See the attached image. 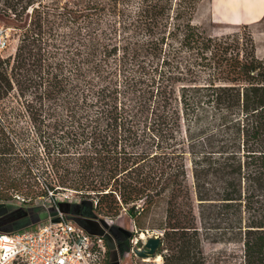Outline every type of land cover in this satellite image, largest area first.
<instances>
[{"label": "trees", "instance_id": "1", "mask_svg": "<svg viewBox=\"0 0 264 264\" xmlns=\"http://www.w3.org/2000/svg\"><path fill=\"white\" fill-rule=\"evenodd\" d=\"M198 2L0 0L19 31L0 98L28 82L33 121L38 109L69 111L37 129L57 186L97 215L124 209L139 230L153 213L163 264H209L207 236L238 247L239 264H264V57L248 31L196 23ZM13 149L0 126V172L17 165ZM16 169L2 202L37 191Z\"/></svg>", "mask_w": 264, "mask_h": 264}, {"label": "rangeland", "instance_id": "2", "mask_svg": "<svg viewBox=\"0 0 264 264\" xmlns=\"http://www.w3.org/2000/svg\"><path fill=\"white\" fill-rule=\"evenodd\" d=\"M45 2H55L63 3L66 0H44ZM194 21L203 27L207 32L213 34L233 32V31H248L255 43L256 54L260 57H264V16L257 22L252 24H228L221 22L217 19H214L211 13V9L207 3V0H199L196 11L194 14ZM16 22L5 14H0V30L3 32L2 38L6 40V45L0 49V61H4V67L8 73H10V67L13 65V58L16 51V46L19 42L18 33L19 31L15 27ZM3 28V29H2ZM30 64H27L23 69H21L20 76L24 78L25 72L29 75L32 70L29 69ZM31 87L28 85V82H25L22 87V92L20 94L15 93L12 90L8 95L0 98V126L7 134V137L12 142L14 151L17 153L19 158L18 163L14 161H9V173L0 172V188L5 191L3 187L6 183L5 176L8 175L10 178L14 177L17 174L16 167H19V172H29L31 178L35 180L37 191L33 194L22 193L21 191H12L11 189L6 192V198H3L4 202H8L11 207L14 208H26L30 207L32 212L42 211L45 212V216L39 219L38 221L43 220L47 216H53L55 213V207L53 200H58L59 202H68L72 203L78 201L79 197L77 193H74L75 190L72 188H62L58 187L56 181H54V173L50 167V159L45 155L41 149V140L37 135L38 127L44 128L45 123H53L54 118L57 120L64 121L69 114V111H60L58 109L55 112L46 118L43 116L46 115V112L42 110H36L33 116L35 121L32 120L31 113L28 110L26 101L31 98ZM93 112V111H92ZM90 112V113H92ZM78 115V112L76 113ZM61 160L68 166L75 164V157L72 155L60 154ZM13 170L15 171L13 173ZM53 184L54 188H57L53 191L45 185ZM50 182V183H48ZM1 190V189H0ZM1 196V195H0ZM22 198L28 199V201H22ZM70 199V200H69ZM0 202H2L0 200ZM3 202V203H4ZM13 204V205H11ZM25 204L26 206H23ZM59 209L63 212L62 208L57 205ZM4 206H1L3 208ZM127 208V206H125ZM13 208V210H14ZM22 210V209H21ZM156 212H159V209H156ZM64 213V212H63ZM18 212L12 211L7 214H0V222L5 223V219H8L7 225L10 227H15L17 225L22 226L21 221L23 216L17 217ZM66 216V215H65ZM102 217L103 221L107 224H116L121 226L127 231V242L128 249L123 253V260L121 264H163L162 255L160 263H156L152 259L143 260V258L138 257L134 254L133 250L130 248H140L143 245L145 239L149 236H154L160 231L158 228L154 227V222L152 220L153 213L141 218L140 221L141 227L143 230H139L134 218L128 216L124 209H120L116 215H98ZM21 218V219H19ZM33 224H29L26 228L34 227ZM78 226V225H77ZM24 229V228H22ZM21 230V229H19ZM140 233L144 234V238H140ZM161 237V235H160ZM203 238L201 240V249L204 256L209 261V264H239V255L240 250L232 243H222L211 241V238ZM137 238V239H135ZM134 239L136 241H134ZM105 241V240H104ZM105 248L107 252V246L105 242ZM163 252L166 249L162 250ZM128 252V255L125 253ZM107 261V255H106Z\"/></svg>", "mask_w": 264, "mask_h": 264}, {"label": "built area", "instance_id": "3", "mask_svg": "<svg viewBox=\"0 0 264 264\" xmlns=\"http://www.w3.org/2000/svg\"><path fill=\"white\" fill-rule=\"evenodd\" d=\"M2 32L0 49L6 45ZM54 207V215L37 221L34 227L0 231V264H105L104 237L89 234L69 220L57 205ZM161 233L154 236L160 237Z\"/></svg>", "mask_w": 264, "mask_h": 264}, {"label": "crops", "instance_id": "4", "mask_svg": "<svg viewBox=\"0 0 264 264\" xmlns=\"http://www.w3.org/2000/svg\"><path fill=\"white\" fill-rule=\"evenodd\" d=\"M212 16L221 22L228 24H252L264 16V0H207ZM8 202H0V214L19 212L17 217L23 216L22 226L10 227L0 222V231H18L26 228L29 224L37 222L46 214L42 211L32 212L30 207L14 208ZM13 205V204H11ZM1 206H4L1 208ZM14 206V205H13ZM66 217L74 224L83 228L92 235H102L107 246L106 264H121L123 253L128 249L127 231L116 224H107L92 210V202L89 199H82L72 203L59 202ZM14 208V210H13ZM22 209V210H21ZM21 219V218H19Z\"/></svg>", "mask_w": 264, "mask_h": 264}, {"label": "water", "instance_id": "5", "mask_svg": "<svg viewBox=\"0 0 264 264\" xmlns=\"http://www.w3.org/2000/svg\"><path fill=\"white\" fill-rule=\"evenodd\" d=\"M160 243V237L158 236H149L145 239L143 242L142 247L140 248H134L133 252L135 255H137L140 258H144L149 256L150 258H153L157 255V249Z\"/></svg>", "mask_w": 264, "mask_h": 264}, {"label": "bare ground", "instance_id": "6", "mask_svg": "<svg viewBox=\"0 0 264 264\" xmlns=\"http://www.w3.org/2000/svg\"><path fill=\"white\" fill-rule=\"evenodd\" d=\"M140 238H144V234L143 233H140ZM149 259H152L153 261H155L156 263H160V260H161V256L159 254H157L156 256H154L153 258H150L149 256L147 257H144L143 260H149Z\"/></svg>", "mask_w": 264, "mask_h": 264}]
</instances>
